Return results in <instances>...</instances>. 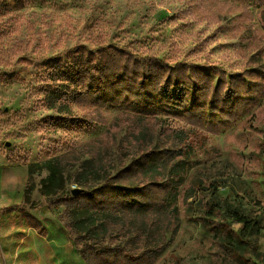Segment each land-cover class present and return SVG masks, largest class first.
<instances>
[{
  "label": "rangeland",
  "instance_id": "rangeland-1",
  "mask_svg": "<svg viewBox=\"0 0 264 264\" xmlns=\"http://www.w3.org/2000/svg\"><path fill=\"white\" fill-rule=\"evenodd\" d=\"M263 13L258 0H0V195L22 196L21 203L2 208L0 223L11 219L14 225L29 208L47 204L40 190L49 174L45 169L33 174L32 200L25 202L31 163L101 136L121 112L157 117L186 130L200 124L204 139L194 142L188 155L191 173L216 180L218 196L247 213L262 209ZM78 48L154 57L181 68V74L166 84L170 75L164 69L158 72L164 84L151 97L126 93L121 102L104 107L106 124L74 127L61 122L66 113L45 99L55 88L48 67ZM63 100L78 115L99 104L73 94ZM72 180L68 190L77 187ZM64 208L54 213L60 218ZM234 226L240 230L242 224ZM257 240L264 251V230ZM215 247L202 229L198 207L183 208L179 231L154 264H212Z\"/></svg>",
  "mask_w": 264,
  "mask_h": 264
},
{
  "label": "trees",
  "instance_id": "trees-1",
  "mask_svg": "<svg viewBox=\"0 0 264 264\" xmlns=\"http://www.w3.org/2000/svg\"><path fill=\"white\" fill-rule=\"evenodd\" d=\"M164 69L170 75L166 84L181 74V68H170L154 57L78 48L64 62L48 67L55 88L45 100L50 108L66 113L59 117L63 123L74 127L88 122L106 124L108 103L121 102L126 93L141 100L151 97L150 92L164 84L158 73ZM129 79L133 84L125 82ZM72 94L99 104L82 115L75 114L63 100ZM193 125L196 129L186 130L157 117L121 112L101 136L31 163L25 202L32 200L33 174L47 170L41 193L51 209L65 207L60 219L88 264H154L179 231L182 209L196 207L202 229L216 246L212 264H264V251L257 240L264 230V207L247 213L230 204L228 197L218 196L216 180L200 171L191 173L188 155L193 143L204 139L202 126ZM122 130L126 134L119 137ZM77 166L76 174L68 173ZM71 179L82 188L76 195L67 189ZM235 224H242L241 229Z\"/></svg>",
  "mask_w": 264,
  "mask_h": 264
},
{
  "label": "crops",
  "instance_id": "crops-1",
  "mask_svg": "<svg viewBox=\"0 0 264 264\" xmlns=\"http://www.w3.org/2000/svg\"><path fill=\"white\" fill-rule=\"evenodd\" d=\"M21 201L22 196L14 200L9 192H2L0 211ZM27 215L36 222L30 221ZM9 221L0 223V264H88L66 223L48 204L29 208L14 225Z\"/></svg>",
  "mask_w": 264,
  "mask_h": 264
},
{
  "label": "water",
  "instance_id": "water-1",
  "mask_svg": "<svg viewBox=\"0 0 264 264\" xmlns=\"http://www.w3.org/2000/svg\"><path fill=\"white\" fill-rule=\"evenodd\" d=\"M81 191H82V188L75 187L72 192H73L74 195H76V194H78Z\"/></svg>",
  "mask_w": 264,
  "mask_h": 264
}]
</instances>
